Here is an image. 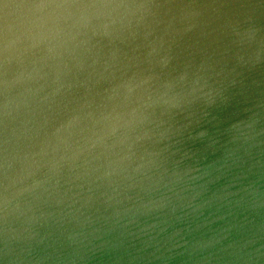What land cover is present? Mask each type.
Masks as SVG:
<instances>
[{
  "label": "clouds",
  "instance_id": "clouds-1",
  "mask_svg": "<svg viewBox=\"0 0 264 264\" xmlns=\"http://www.w3.org/2000/svg\"><path fill=\"white\" fill-rule=\"evenodd\" d=\"M0 264H264V0H0Z\"/></svg>",
  "mask_w": 264,
  "mask_h": 264
}]
</instances>
